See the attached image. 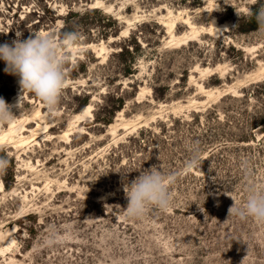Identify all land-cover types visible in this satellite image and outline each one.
I'll list each match as a JSON object with an SVG mask.
<instances>
[{
  "label": "rangeland",
  "instance_id": "374dc122",
  "mask_svg": "<svg viewBox=\"0 0 264 264\" xmlns=\"http://www.w3.org/2000/svg\"><path fill=\"white\" fill-rule=\"evenodd\" d=\"M262 6L0 0V44L79 36L51 108L0 60L16 115L0 126V264H264V223L228 216L264 187ZM149 168L174 176L171 204L127 217L124 187Z\"/></svg>",
  "mask_w": 264,
  "mask_h": 264
},
{
  "label": "clouds",
  "instance_id": "9594fccd",
  "mask_svg": "<svg viewBox=\"0 0 264 264\" xmlns=\"http://www.w3.org/2000/svg\"><path fill=\"white\" fill-rule=\"evenodd\" d=\"M253 15L258 25L264 28V6L255 13L249 12L250 17ZM19 36L18 32L17 37ZM78 39V34L74 32L64 33L62 41H58L53 33L34 32L24 40L17 38L11 44H0V60L5 62L6 73L19 76L21 92L26 90L51 108L59 103L66 86V59L61 49L71 47ZM15 107L21 109V94ZM12 108L13 105L0 97V126L16 118ZM197 164H201V161L197 156H193L188 161L187 167L193 168ZM6 167L7 161L0 159V171ZM245 167L247 169V165ZM173 182V175H165L155 168L141 171L130 184H127V187H124L127 198L125 215L139 218L152 206L167 209L171 204L170 188ZM229 215L241 219L252 218L264 223V187L250 186L243 201L233 202L229 207Z\"/></svg>",
  "mask_w": 264,
  "mask_h": 264
},
{
  "label": "bare ground",
  "instance_id": "6f19581e",
  "mask_svg": "<svg viewBox=\"0 0 264 264\" xmlns=\"http://www.w3.org/2000/svg\"><path fill=\"white\" fill-rule=\"evenodd\" d=\"M213 23H214V22H213ZM213 26H214V25H213ZM89 110H90V107H89V105H87L86 108L83 110V112H84V113H87V112H89Z\"/></svg>",
  "mask_w": 264,
  "mask_h": 264
}]
</instances>
